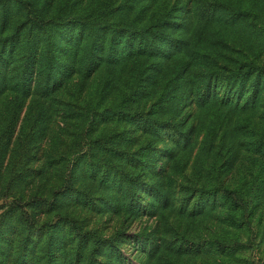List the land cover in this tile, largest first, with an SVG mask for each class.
<instances>
[{
  "label": "trees",
  "instance_id": "obj_1",
  "mask_svg": "<svg viewBox=\"0 0 264 264\" xmlns=\"http://www.w3.org/2000/svg\"><path fill=\"white\" fill-rule=\"evenodd\" d=\"M67 1L0 0V96L10 95L6 122L0 128V166L7 138L29 97L36 99V108L25 119L35 118L34 122L47 114L48 103L68 86L74 95L87 94L94 100L87 101L79 112L88 139L86 150L77 151L68 166L69 178L48 198L32 195L24 204L16 200L17 208L25 205L31 211L51 213L76 193L90 208L128 217L163 211L176 200L177 216L185 217L183 221L190 226L220 205L225 207L220 219L228 228L248 234L255 223L263 227L264 240V132L245 140L254 154L248 159L254 169L248 170L238 189L231 190L218 177L237 152L231 142L233 131L225 128L219 135L216 130L234 113L264 102L263 68L233 58L228 45L229 31L241 24L252 33L264 31L261 0H175L172 6L149 15L147 10L156 0H122L118 6L114 0H97L93 7L76 10V14L67 10ZM100 69L118 74L125 71L127 78L126 89L108 106L102 101L110 79L96 80L92 91L85 88ZM66 111L71 112L69 107ZM192 112L196 116L185 122ZM111 122L125 128L106 134L101 131L93 137L101 125ZM166 129L173 132L170 143L158 149L157 142L169 140L164 139ZM202 131L196 143L197 133ZM11 150L13 161L4 170L13 174L16 163L24 165L32 154L20 146ZM221 154L224 160L217 159ZM189 161L195 181L179 184L175 196L169 182L173 176L184 177ZM206 162L210 163L208 172L215 175L213 183L201 181L200 168ZM166 163L171 171L165 174ZM50 166L56 168L53 163ZM43 169L34 174L45 176ZM16 175L25 176L20 171ZM79 177L90 184L75 191L73 183ZM96 191L99 195L94 197ZM143 194L149 198L144 204ZM95 198L97 204L92 201ZM12 208L0 216V226L5 217L14 219L4 243L13 247L17 264H32L29 254L35 245L40 247L35 264H130L121 252L122 232L102 238L68 220L74 245L66 252L60 220L43 225L48 228L45 240L36 241L30 237L34 218L24 219L25 212L15 216L18 209ZM131 243L148 253L149 261L140 264H184L197 258L206 261L208 255L215 258L214 264H255L236 256L249 249L247 242L227 241V237L200 242L193 234L175 228L169 237L158 236L155 229L133 234Z\"/></svg>",
  "mask_w": 264,
  "mask_h": 264
},
{
  "label": "rangeland",
  "instance_id": "obj_2",
  "mask_svg": "<svg viewBox=\"0 0 264 264\" xmlns=\"http://www.w3.org/2000/svg\"><path fill=\"white\" fill-rule=\"evenodd\" d=\"M96 1L97 0H78L79 4H73L71 3L72 0H68L66 8L69 12L76 14V10L81 11L82 8L87 9L93 7ZM114 1L117 6L122 2V0ZM237 1L245 3L247 0ZM174 2L175 0H156L150 4L146 15L160 11L163 7L172 6ZM261 4L264 10V0H261ZM135 6H138V4H135ZM229 34L231 35L228 40L230 48L229 54L233 58L253 61L264 70V31L252 33L244 24H241L238 28L229 31ZM104 79H110L112 82L108 83L106 87V89L108 88V93H106L102 101L103 106H108L114 100L115 95L120 94L126 89L123 83L127 78L125 71H120L118 74L114 70L100 69L93 75L90 81L86 83L85 88L88 89V91H92L96 80L102 83ZM74 94L75 92L72 86H68L62 91L61 95H56V100L49 102L47 105V114L37 119V122H34L35 118L31 120L25 119H30L32 111L35 110L36 107L34 103L36 99L29 97L25 101L14 131L11 137L7 138L6 153L1 163L2 165L0 166V184H2V186H0V216L13 206V211L18 209L15 211V216L20 212H25L26 215H24V219L29 220L30 218H34L30 237L32 240L36 241L45 240L44 234L48 228L43 225L47 223L54 224L57 220H60L63 224L60 233L66 238V243L64 245L66 252L71 251L67 249L69 245H74V242H72L73 238L71 239V237H69L68 220H74L82 230L97 232L102 238H108L116 232H122L124 235V243L121 244L120 248L126 261L130 264H140L141 262L149 261L147 251H141L139 248H135L131 243L133 234H138L139 232L147 233L151 229H155L158 236L166 234V237H169L174 228L181 233L184 232L185 235L193 234L200 242H205L215 237H227V241L235 240L241 243L247 242V247H249V249L238 253L236 255L237 258L254 261L255 264H264V240L261 238L263 227H259L254 223L252 231L248 234L228 228L220 219L225 209L224 206L220 205L214 210L208 211L205 215L194 219V222H192L190 226L183 221L185 217L180 218L177 216L179 209L176 200H174L170 208H166L163 211L157 209L154 214L151 215L142 214L140 216L128 217L121 212L111 213L96 208H90L75 197L76 193H71V196L65 199L59 208L52 209L51 213L49 210L41 209H34L31 211L28 206L25 205L17 208L16 204L13 203L16 202V200L24 204L32 195L48 198L52 191L60 189L63 182L69 178L67 169L68 166L72 164L76 152H84L86 150L88 137L86 136L83 126L80 125L78 116L84 104L87 103V101L93 100V97H88L87 94H83L82 96ZM9 98L10 95L8 92L0 96V128H2L6 122V107L8 106ZM145 103L149 106V101ZM68 107L72 113L66 111ZM192 116H196V114L194 112L189 113L185 122H188ZM194 124L197 125L198 121ZM123 128H125L123 124L111 122L107 125H101L98 132L93 137L99 135L101 131L106 134L113 131H121ZM225 128L233 131L231 142L234 143L237 152L231 157V164L229 167L225 169V171L223 170L218 178H221L220 180H222L224 186L233 190L235 188L238 189L241 186L240 184L242 183L243 177L247 176L248 172L254 169L253 164L248 160L253 157L254 154L249 150L245 140L247 137L260 136V134L264 132V102L260 100L258 105L252 110L234 113L229 120L224 121V124L217 126L216 130L218 134L221 135L222 130ZM165 132L166 136L164 139L168 138L169 140L167 142H157L156 147L158 149H163L166 143H170V137L173 132L169 129H166ZM203 132L204 131L201 133L199 132L200 135L197 133L198 137L196 143L199 142ZM18 137L24 139L23 144H20L22 139H19L20 141L17 140ZM14 146L28 148L30 150H28L29 153L32 155L28 157L24 165L16 163L13 174L10 172L5 173L4 168H6L8 162L13 161V151L11 149ZM63 154L64 156L61 157ZM48 155L53 156V160H50ZM217 159L224 160L223 155L217 156ZM191 160H193V156ZM210 161L212 160L209 159L208 162ZM52 163L56 168L50 169V164ZM207 164L210 163L206 162L200 168L202 175L201 181L213 183L215 175L208 172L209 167ZM217 165L219 166L220 162H217L216 166ZM191 166L192 161H189L183 173L184 177L181 178L176 175L173 176L172 181L169 182L171 188L175 189V196H177L176 189L179 188V184L189 185L191 182L195 181ZM43 168H45V176L42 175V177H38L37 174H34V170H41ZM19 171L25 175L21 179L16 175ZM168 171H171L170 164L166 163L165 174ZM32 175H34L35 178H32ZM86 181L87 180H81L80 177L76 179L73 183V190H84V186L90 184ZM162 181H164V179ZM98 195L99 192L96 191L93 196L96 197ZM143 196L142 198L144 201L142 200L141 203L144 204L149 198L144 194ZM92 201L94 204H97V198ZM15 206L16 208H14ZM13 221L14 219H6L5 217L0 226V264H17L14 259L15 253L13 247L4 243V239L8 240L7 238L11 235V224H14ZM224 232H229L230 235H226ZM2 234H4V236H1ZM35 246L33 254H29L32 264H35L36 256L40 253V247L38 245ZM206 258V261L202 258H197L190 263L184 264H214L215 258L213 256L208 255Z\"/></svg>",
  "mask_w": 264,
  "mask_h": 264
}]
</instances>
